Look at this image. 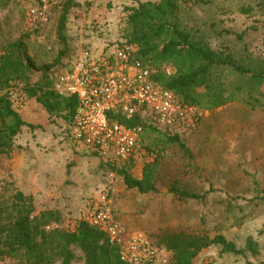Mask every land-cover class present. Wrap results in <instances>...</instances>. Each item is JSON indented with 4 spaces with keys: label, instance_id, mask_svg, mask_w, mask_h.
Listing matches in <instances>:
<instances>
[{
    "label": "rangeland",
    "instance_id": "obj_1",
    "mask_svg": "<svg viewBox=\"0 0 264 264\" xmlns=\"http://www.w3.org/2000/svg\"><path fill=\"white\" fill-rule=\"evenodd\" d=\"M147 2L158 0H52L46 22L31 27L26 13L38 6L36 0H0V55L22 38L36 67L27 72L29 84L41 79L46 65L51 66L48 75L57 77L70 71L72 56L85 50L107 53L123 41L127 9ZM66 7L64 47L57 32ZM177 24L193 41L264 74V0H183ZM61 51L65 54L60 64L53 65ZM158 71L175 73L171 64ZM212 81L210 90L197 91L201 104L192 106L200 115L197 130L179 139L192 158L163 131L142 129L140 149L126 170L136 180L144 168L151 170L156 191L145 194L127 189L122 177L106 171L99 157L80 151L70 138L69 123L27 99L24 83L16 82L21 105L14 110L31 127L20 129L10 156H0L2 217L15 216L14 197L22 193L31 199L32 217L56 213L58 221L49 229H72L83 221L88 202L109 190L114 217L130 234L147 237L164 228L200 227L204 219L211 238L221 235L244 254L220 255V247L210 246L195 264H264V78L221 68L213 71ZM214 96L224 101L208 107ZM156 152L161 155L155 161L151 156ZM172 185L205 196L179 202L169 192ZM250 243L252 251L247 250ZM70 250V264H83L80 250ZM0 264L29 263L18 258Z\"/></svg>",
    "mask_w": 264,
    "mask_h": 264
},
{
    "label": "trees",
    "instance_id": "obj_2",
    "mask_svg": "<svg viewBox=\"0 0 264 264\" xmlns=\"http://www.w3.org/2000/svg\"><path fill=\"white\" fill-rule=\"evenodd\" d=\"M180 3H183V0H158L157 3H139L138 6L127 9L124 40L113 48L123 46L133 48L134 60L153 70L152 82L172 92L181 105L201 104L197 91L210 90L213 84L212 74L216 69H230L239 76L248 75L257 80L264 78V74H255L250 69L240 66L231 56H223L208 46L193 41L177 24ZM67 12L68 7L58 20L57 35L64 47L67 46L64 35ZM64 54L65 51H61L53 65L60 64ZM76 57L77 55L71 57L72 63ZM165 64H171L175 73L168 76L158 71L160 66ZM50 67L43 66L41 79L31 85L27 72L33 71L36 67L27 56L22 38L7 45L0 55V156H10L14 151V139L20 129L31 127L13 109L7 95L6 90L13 83H24L23 90L27 99H35L49 115H60L62 120L70 124L78 100L75 96H59L52 89L56 77L53 74L48 75ZM223 101L221 96H214L209 100L208 107H215ZM112 119L127 128L141 126L143 129L152 127L157 130L151 125L144 124L140 114H136L129 121L118 116ZM163 133L169 142L176 144L192 158L189 151L180 143L177 134ZM158 158L160 156H157L155 161ZM104 168L107 171L108 167ZM117 174L122 177L127 189H136L141 194L156 191L149 168L143 169L140 180L133 179L128 174L126 165H123ZM169 192L179 202L198 201L205 196L191 194L175 185L169 188ZM13 210L15 216L6 217L8 219L6 221L5 217H2L0 207V263L7 259L19 258L29 264H52L55 260H60V264H70L73 259L70 247L73 246L82 253L83 264H127L120 260L117 247L109 243L106 234L84 221L77 222L72 229L45 230L44 227L58 221L56 213L32 217L31 199L22 193L15 195ZM204 222L203 219L200 227H180L172 230L164 228L156 234L148 235L147 239L155 247L170 252L171 258L167 264H195L197 257L210 246L220 247V255L244 254L243 250L236 248L235 244L226 241L221 235L211 238L204 228ZM252 248L253 245L250 243L247 250L252 251Z\"/></svg>",
    "mask_w": 264,
    "mask_h": 264
},
{
    "label": "built area",
    "instance_id": "obj_3",
    "mask_svg": "<svg viewBox=\"0 0 264 264\" xmlns=\"http://www.w3.org/2000/svg\"><path fill=\"white\" fill-rule=\"evenodd\" d=\"M36 1L38 6L26 13L31 27L46 22L47 6L52 0ZM132 51L129 46L99 54L82 51L70 71L58 75L53 85L59 96H75L78 100L69 124L70 138L99 157L112 173L135 157L143 129L127 128L112 118L129 121L140 114L144 124L179 137L194 133L200 121L194 107L181 105L172 92L152 82L153 70L134 60ZM19 90L17 83L7 90L13 109L21 105ZM160 155L156 152L151 157ZM112 193L101 191L89 201L83 221L106 234L109 243L117 247L122 262L167 264L171 258L169 251L155 247L143 235L128 233L115 219Z\"/></svg>",
    "mask_w": 264,
    "mask_h": 264
},
{
    "label": "crops",
    "instance_id": "obj_4",
    "mask_svg": "<svg viewBox=\"0 0 264 264\" xmlns=\"http://www.w3.org/2000/svg\"><path fill=\"white\" fill-rule=\"evenodd\" d=\"M78 148L80 149V151H82L83 153H87V154H92V153H90V152H88L84 147H82V146H78ZM134 159V158H133ZM133 159L131 160V161H133ZM100 160V159H99ZM130 161V162H131ZM102 163V162H101Z\"/></svg>",
    "mask_w": 264,
    "mask_h": 264
}]
</instances>
